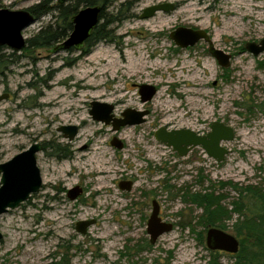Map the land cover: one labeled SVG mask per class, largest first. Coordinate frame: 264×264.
<instances>
[{
    "label": "rangeland",
    "instance_id": "rangeland-1",
    "mask_svg": "<svg viewBox=\"0 0 264 264\" xmlns=\"http://www.w3.org/2000/svg\"><path fill=\"white\" fill-rule=\"evenodd\" d=\"M40 1L0 0V9L23 11ZM125 2L132 3L127 12ZM162 3L175 10L139 19ZM119 9L130 18L110 27L114 40L83 57L55 50L62 42L19 52L2 47L0 164L41 145L35 158L43 186L0 216V264H239L235 254L207 249V230L195 225L201 210L184 198L214 190L227 206L236 196L230 183L264 189V53L245 49L264 38V0H117L108 11ZM50 20L35 21L23 38ZM179 27L204 31L231 56L230 67H219L203 41L176 47L169 34ZM142 84L157 90L145 104ZM93 101L112 104L115 118L126 109L148 114L143 124L114 133L90 117ZM213 122L234 130L221 163L201 149L179 158L154 138L161 127L206 134ZM62 126L77 127L72 141L58 131ZM114 137L122 150L110 145ZM124 181L132 182L130 191L119 189ZM75 186L82 193L70 201ZM152 201L173 226L154 245L146 233ZM88 220L94 224L78 234L75 224ZM223 231L234 236L232 221Z\"/></svg>",
    "mask_w": 264,
    "mask_h": 264
},
{
    "label": "water",
    "instance_id": "water-1",
    "mask_svg": "<svg viewBox=\"0 0 264 264\" xmlns=\"http://www.w3.org/2000/svg\"><path fill=\"white\" fill-rule=\"evenodd\" d=\"M58 4H65L68 0H55ZM175 6L169 3H162L145 8L139 19H149L157 13L173 12ZM99 6H88L80 9L71 19L72 30L68 37L60 43L55 50L77 51L89 38L91 32L100 24ZM35 18L28 10L10 11L0 9V47H5L13 52H19L26 46L23 38V31L35 22ZM170 40L180 49L193 47L200 41L206 42L209 46L208 53L214 58L222 69L230 67L231 56L221 50L214 48L207 34L202 30L188 28H176L169 34ZM245 49L254 57L264 53V38L257 44L248 43ZM157 90L154 86L142 84L138 86L140 102H150ZM6 96H0V101ZM114 106L108 103L93 101L90 103L89 115L93 121L110 126L112 132H117L125 126H136L145 122L147 110L136 111L126 109L115 118L113 115ZM64 139L72 141L77 135L76 126H62L58 129ZM156 141L170 148L179 158L186 157L193 148H201L206 156L215 163H221L229 153L223 144L234 139V130L223 123L213 122L210 131L205 135H198L190 129L167 130L159 128L154 133ZM110 145L117 150L123 149V143L117 138H112ZM41 151L39 144H33L27 150L18 153L9 161L0 164V216L10 210L20 207L25 201L38 193L42 188L40 171L36 165L35 155ZM132 182L124 181L118 184L122 191H130ZM82 193L79 186H75L67 192L70 201L76 200ZM94 224V220L80 221L75 224V231L85 235L87 229ZM172 224L162 222L159 217V206L152 201L151 214L146 223V233L149 236V244L154 245L157 239L165 233L171 232ZM0 234V239H1ZM205 245L211 252H224L234 255L239 250V242L236 237L217 228H209L205 234Z\"/></svg>",
    "mask_w": 264,
    "mask_h": 264
},
{
    "label": "trees",
    "instance_id": "trees-1",
    "mask_svg": "<svg viewBox=\"0 0 264 264\" xmlns=\"http://www.w3.org/2000/svg\"><path fill=\"white\" fill-rule=\"evenodd\" d=\"M116 1L68 0L65 4L54 5V0H41L28 11L36 21L45 16H50L51 20L42 26L35 36L26 40L25 47L27 49L50 48L58 45L68 37L72 30L71 19L80 9L99 6L101 8L100 24L76 51L81 57L87 55L96 44L113 41L114 31L110 27L130 18L126 12L131 8V2L120 5L121 8H126L124 13L120 9L116 13L108 11ZM3 49L0 47V64L5 58ZM13 55L10 54L8 57ZM229 188L236 196L227 206L223 204L227 197L208 189L187 193L184 201L201 210L195 225L201 226L203 232L209 228L225 230L226 223L232 221L234 236L239 240V250L235 254L239 264H264V189L239 183H230ZM190 230L193 231V228L191 227Z\"/></svg>",
    "mask_w": 264,
    "mask_h": 264
},
{
    "label": "flooded vegetation",
    "instance_id": "flooded-vegetation-1",
    "mask_svg": "<svg viewBox=\"0 0 264 264\" xmlns=\"http://www.w3.org/2000/svg\"><path fill=\"white\" fill-rule=\"evenodd\" d=\"M98 26V25H97ZM96 26V27H97ZM193 29H195V28H193ZM209 37V36H208ZM210 39V38H209ZM211 40V39H210ZM204 43H206V42H204ZM198 44V43H197ZM207 44V43H206ZM208 45V44H207ZM195 46V45H194ZM188 48H191V47H188ZM208 49H209V46H208ZM208 52V51H207ZM213 85H215V83H213ZM139 86V85H138ZM138 86H137V89H138ZM118 118H120V117H118ZM198 134V133H197ZM207 134V133H206ZM198 135H205V134H198ZM41 146V145H40ZM195 149H201V148H193L189 153H193L194 151H195ZM41 150H42V146H41ZM201 151H203L202 149H201ZM204 152V151H203ZM188 153V154H189ZM205 154V153H204ZM206 155V154H205Z\"/></svg>",
    "mask_w": 264,
    "mask_h": 264
}]
</instances>
